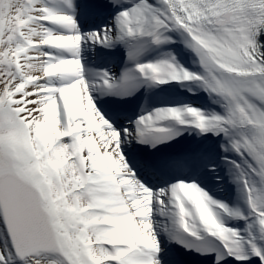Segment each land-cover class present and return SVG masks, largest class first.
Returning a JSON list of instances; mask_svg holds the SVG:
<instances>
[{
  "label": "snow or ice",
  "instance_id": "6c2138e0",
  "mask_svg": "<svg viewBox=\"0 0 264 264\" xmlns=\"http://www.w3.org/2000/svg\"><path fill=\"white\" fill-rule=\"evenodd\" d=\"M0 264H264V0H0Z\"/></svg>",
  "mask_w": 264,
  "mask_h": 264
}]
</instances>
